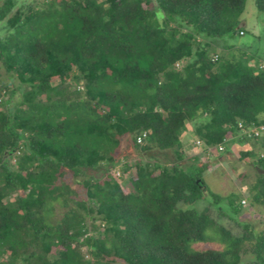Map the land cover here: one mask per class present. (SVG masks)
Here are the masks:
<instances>
[{
	"label": "trees",
	"instance_id": "16d2710c",
	"mask_svg": "<svg viewBox=\"0 0 264 264\" xmlns=\"http://www.w3.org/2000/svg\"><path fill=\"white\" fill-rule=\"evenodd\" d=\"M245 3L0 4V264H264V227H228L213 207L247 202L210 191L207 164H179L188 122L205 117L193 141L247 142L251 199L264 205V131L242 133L264 126V68L242 48L218 51L235 49L221 39L243 30ZM127 138L174 157L125 160ZM206 194L203 210L182 206ZM209 232L213 247L197 245Z\"/></svg>",
	"mask_w": 264,
	"mask_h": 264
},
{
	"label": "rangeland",
	"instance_id": "374dc122",
	"mask_svg": "<svg viewBox=\"0 0 264 264\" xmlns=\"http://www.w3.org/2000/svg\"><path fill=\"white\" fill-rule=\"evenodd\" d=\"M4 0H0V4H2ZM25 3L27 2H42V0H23ZM241 25L243 30L239 31L232 37H224L221 39L222 43H226L228 45H234L235 49H224L218 48V51H221L227 56L231 55L234 51H237V48H242L246 50L248 60L252 65L256 63L264 62V12L258 11L254 0H246L245 8L242 14L240 15ZM243 32V33H241ZM0 73L5 77L8 76L5 69L0 66ZM19 97V93H16V98ZM15 98V99H16ZM201 118V117H199ZM189 123V122H188ZM196 126L199 124L196 123ZM195 125L188 124L191 128L195 129ZM195 127V128H194ZM195 135L192 133H188L184 136L183 142L186 146V142L189 143L188 151L190 154L185 153V166L187 167L191 160H194V165L198 164H207L208 167L203 173V179L210 189V191L215 192L216 194H221L223 196H227L232 192H235L242 200H245L247 203L243 205L241 212L234 214L230 211L228 203L226 201H222L218 204H213L212 197L209 194H206L204 198L195 202L194 204H182L183 207L192 206L198 210H203L205 206L209 204H213L214 208H218V206H222V208L229 213V217H220V222L231 227L229 225L235 226L236 221L240 222H248L253 224L256 229H260L264 227V205H255L252 202V194L250 185L254 180L256 168L250 161H245L240 158V151L242 149L249 148L247 142L245 143H233L226 144V151H219L217 147L213 149V152H208L207 150H202L199 153V157L197 158V147L194 145L193 140ZM122 156L125 160L132 161L136 158H142L144 160L151 161H169L168 156L162 153L154 154L153 152L148 153L145 150H137L130 144V139H125L122 146ZM230 152V155L228 153ZM261 152V151H259ZM194 158L192 159V157ZM191 159V160H190ZM120 167H118L117 172H120ZM116 171V170H115ZM114 172V170H113ZM117 172L114 175L117 176ZM88 173L96 176L102 177L104 174L103 170H90ZM239 174L244 175V177H239ZM120 178V176H118ZM219 213L214 212L215 216H219ZM59 215V212H58ZM57 215V216H58ZM234 232H237L239 229L232 228ZM213 233L207 234L208 240L197 243V245L202 248L213 247L214 243H210V235ZM215 234V233H214ZM218 244V243H217ZM253 258V255H248L244 259Z\"/></svg>",
	"mask_w": 264,
	"mask_h": 264
},
{
	"label": "built area",
	"instance_id": "2783aa9c",
	"mask_svg": "<svg viewBox=\"0 0 264 264\" xmlns=\"http://www.w3.org/2000/svg\"><path fill=\"white\" fill-rule=\"evenodd\" d=\"M243 33V32H241ZM214 59H218V55H214ZM179 65V64H178ZM261 67L264 68V62L261 63ZM239 127H241V125H239ZM263 131H264V126H260V127H253V128H250L248 130H243L242 133H248L249 136L251 134H254L255 136H261L263 134ZM146 137V133H143L141 136L138 137V142L141 143L143 142L144 138ZM226 142L224 143H221L217 146L218 150L219 151H225L226 150V145H225ZM196 145L199 146V147H203V149L207 150V151H212L214 149V146H209L207 145L205 142H203L201 139H197L196 140ZM119 175V173H118ZM245 201H243L244 203Z\"/></svg>",
	"mask_w": 264,
	"mask_h": 264
},
{
	"label": "crops",
	"instance_id": "0c3cea01",
	"mask_svg": "<svg viewBox=\"0 0 264 264\" xmlns=\"http://www.w3.org/2000/svg\"><path fill=\"white\" fill-rule=\"evenodd\" d=\"M203 120H204V119H203L202 117H201V118L198 117V118L194 119L193 122H189L188 124H192V125H193V124L195 125L196 123L200 124V122L203 121ZM195 127H196V125H195ZM195 127H194V128H195ZM193 131H194V129L191 128L190 126H188V131L186 132V134H188V133H192V134H194ZM186 134H185V135H186ZM196 140H197V139H195V141H193V143H194V145L197 147V150H198V151H197V155H196V156H197V158H198V157L200 156L199 153H202V155H204L205 153L201 152L203 149L200 150V149L203 148V147H199V146L196 145ZM186 143L189 145L188 142H186ZM187 144H186V146H185V144H184V142H183V145L186 147V150L184 151V154H185V153L190 154V152L188 151V146H187ZM153 153H154V154L162 153V154L167 155L168 157H172V158L174 157V153H173L172 150L165 151V152H162V151H156V152H153ZM228 155H230V152L228 153ZM185 158H186V156L184 157L183 160H181V161L179 162V164H180L181 166H183V167H186L185 164H184V163H185ZM193 158H194V156L192 157V159H193ZM174 159H175V158H174ZM190 160H191V159H190ZM192 164H195V163H194V160H191V162H189L188 166H190V165H192ZM243 201H245V200H243ZM243 201H242V202H243Z\"/></svg>",
	"mask_w": 264,
	"mask_h": 264
},
{
	"label": "clouds",
	"instance_id": "9594fccd",
	"mask_svg": "<svg viewBox=\"0 0 264 264\" xmlns=\"http://www.w3.org/2000/svg\"><path fill=\"white\" fill-rule=\"evenodd\" d=\"M215 55H217V54H215ZM204 119H205V117H204ZM204 142V141H203ZM226 145V144H225ZM217 147V146H216ZM214 148H215V146H214ZM206 150V149H205ZM226 151V150H225ZM209 152V151H208ZM211 153L213 152V150L212 151H210ZM221 152V151H220ZM118 173L120 174V172H117V175H118ZM246 202V201H245Z\"/></svg>",
	"mask_w": 264,
	"mask_h": 264
}]
</instances>
